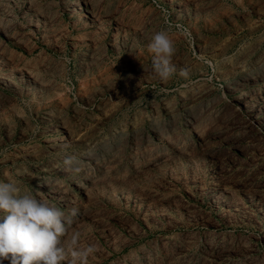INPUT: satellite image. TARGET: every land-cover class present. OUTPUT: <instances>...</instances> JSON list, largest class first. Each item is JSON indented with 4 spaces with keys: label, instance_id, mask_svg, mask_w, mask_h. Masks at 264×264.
Listing matches in <instances>:
<instances>
[{
    "label": "rangeland",
    "instance_id": "rangeland-1",
    "mask_svg": "<svg viewBox=\"0 0 264 264\" xmlns=\"http://www.w3.org/2000/svg\"><path fill=\"white\" fill-rule=\"evenodd\" d=\"M9 179L78 210L89 264H264V0H0Z\"/></svg>",
    "mask_w": 264,
    "mask_h": 264
},
{
    "label": "clouds",
    "instance_id": "clouds-1",
    "mask_svg": "<svg viewBox=\"0 0 264 264\" xmlns=\"http://www.w3.org/2000/svg\"><path fill=\"white\" fill-rule=\"evenodd\" d=\"M147 50L154 75L167 82L176 71L172 63L176 49L169 33L160 30L151 35ZM180 75L189 78L186 69ZM63 163L68 170H80L72 168L74 156L66 155ZM0 214V264L5 260L10 264H89L97 251L94 244H80L81 232L72 227L77 209L66 214L25 191L14 179L0 180Z\"/></svg>",
    "mask_w": 264,
    "mask_h": 264
}]
</instances>
